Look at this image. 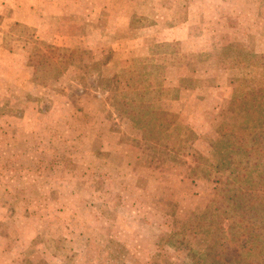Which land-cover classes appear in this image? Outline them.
I'll list each match as a JSON object with an SVG mask.
<instances>
[{
    "label": "rangeland",
    "instance_id": "374dc122",
    "mask_svg": "<svg viewBox=\"0 0 264 264\" xmlns=\"http://www.w3.org/2000/svg\"><path fill=\"white\" fill-rule=\"evenodd\" d=\"M261 67L264 0H0V264H191Z\"/></svg>",
    "mask_w": 264,
    "mask_h": 264
},
{
    "label": "trees",
    "instance_id": "16d2710c",
    "mask_svg": "<svg viewBox=\"0 0 264 264\" xmlns=\"http://www.w3.org/2000/svg\"><path fill=\"white\" fill-rule=\"evenodd\" d=\"M258 72L231 104L237 124L225 125L224 151L212 167L226 180L218 204L196 215L176 240L191 264H264V67ZM150 111L166 117L161 108Z\"/></svg>",
    "mask_w": 264,
    "mask_h": 264
}]
</instances>
